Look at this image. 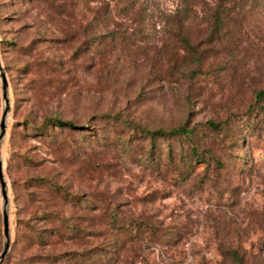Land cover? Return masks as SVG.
Listing matches in <instances>:
<instances>
[{"label": "rangeland", "instance_id": "rangeland-1", "mask_svg": "<svg viewBox=\"0 0 264 264\" xmlns=\"http://www.w3.org/2000/svg\"><path fill=\"white\" fill-rule=\"evenodd\" d=\"M187 2L191 48L162 32L168 15L159 19ZM217 7L221 24L210 34ZM0 61L9 99L2 264H16L25 247L20 208L35 174L78 193L82 209L104 191L105 205L160 224L171 239L147 243L146 264H235L225 253L233 247L246 264H264V95L255 97L264 90V0H0ZM4 107L0 79V116ZM116 112L124 119L101 117ZM55 116L84 129L44 123ZM126 118L189 132L150 139ZM95 129L105 134L96 156ZM2 210L0 194V253Z\"/></svg>", "mask_w": 264, "mask_h": 264}, {"label": "trees", "instance_id": "trees-1", "mask_svg": "<svg viewBox=\"0 0 264 264\" xmlns=\"http://www.w3.org/2000/svg\"><path fill=\"white\" fill-rule=\"evenodd\" d=\"M189 4L187 2L185 6L175 9L173 14L160 12L159 17L160 21H163L168 15L167 23L162 24V32L165 35H176L179 37L181 46L186 48L195 45L187 36L188 27L191 24ZM220 16L221 11L218 7L211 12L210 34H215L220 26ZM166 42L165 36L164 46L169 47ZM193 72L196 73L195 70ZM263 95L264 90H258L255 93L256 100L258 101ZM121 116L120 112H116L103 114L101 117L104 120L117 121L122 118ZM123 122L128 126L133 125L134 132L137 130L149 135L150 139L154 137L187 139L189 132L183 124L168 130L162 128L148 130L133 124L127 118ZM44 123H52L58 127L84 129L75 121L63 120L57 116L46 118ZM209 125L214 128L219 126L211 121ZM104 135L98 129L90 135L93 142L91 151H94L95 156L105 146L100 142ZM150 151H154V145H151ZM194 151L195 148L192 146L190 153ZM169 154L172 156L171 152ZM187 157L186 155L182 158L185 160L184 163ZM99 165L100 163L95 162V166ZM188 172L189 169H186V173ZM28 187L35 190L27 198L29 207H23L27 212L21 214L22 208H20L19 225L22 228L21 236L25 238V247L18 256L16 264H61L62 257L67 258L66 264H72V261L76 260L85 264V257L89 259V264H146V244L165 247L169 243L168 239H171L160 224L142 218L150 216H135L130 209L123 207L121 202L112 207L105 205L106 202L102 196L104 191H93L95 195L88 200L93 206L82 209L78 193L58 184L49 176L35 174L29 178ZM90 196L89 194L88 197ZM176 239H181L180 234ZM76 240H80L82 245L88 243L89 246L87 248L83 246L81 250H77L73 248L77 243ZM225 253L235 264L247 262L244 253H240L237 247L229 248Z\"/></svg>", "mask_w": 264, "mask_h": 264}, {"label": "water", "instance_id": "water-1", "mask_svg": "<svg viewBox=\"0 0 264 264\" xmlns=\"http://www.w3.org/2000/svg\"><path fill=\"white\" fill-rule=\"evenodd\" d=\"M0 79H1V91H2V97L5 102V107L1 113L0 116V142L5 136L6 132V115L9 111V99L7 95V89H8V81L5 75V71L1 65L0 61ZM0 194L3 201V210H2V226H3V235H4V245L3 249L0 253V264L3 263L9 249V216L8 212L6 211V206L8 205V194H7V184L4 179L3 175V169H2V160L0 158Z\"/></svg>", "mask_w": 264, "mask_h": 264}]
</instances>
